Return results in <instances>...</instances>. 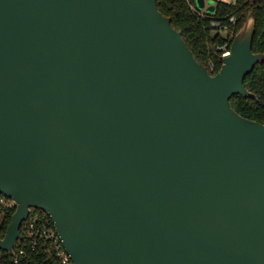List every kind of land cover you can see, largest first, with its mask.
I'll list each match as a JSON object with an SVG mask.
<instances>
[{
	"label": "water",
	"instance_id": "95a60500",
	"mask_svg": "<svg viewBox=\"0 0 264 264\" xmlns=\"http://www.w3.org/2000/svg\"><path fill=\"white\" fill-rule=\"evenodd\" d=\"M255 34L212 73L157 0H0V249L39 208L72 264H264Z\"/></svg>",
	"mask_w": 264,
	"mask_h": 264
},
{
	"label": "trees",
	"instance_id": "16d2710c",
	"mask_svg": "<svg viewBox=\"0 0 264 264\" xmlns=\"http://www.w3.org/2000/svg\"><path fill=\"white\" fill-rule=\"evenodd\" d=\"M157 2L163 14L170 16L173 25L182 31L196 58L212 73H217L222 66L223 52L220 47L225 44L231 45L234 35L249 15L256 19L253 51L264 52V0H236L234 2L217 0L215 11L210 14L198 9L196 0H157ZM231 16L236 17L235 23L229 21ZM214 20L220 21L222 26L228 25L226 35L221 33V28L213 25ZM232 30H234L233 36L230 33ZM245 85L256 94V97L236 94L231 98L232 105L243 116L264 123V61L257 64L254 70L247 75ZM15 210L16 206L0 201V211L3 212L0 238L5 235ZM34 211L38 209L35 208ZM27 222L23 223L21 234H24ZM20 245L21 240L15 248V255L0 249V264H60L51 249L50 242L40 241L35 248L27 247L23 255L19 253Z\"/></svg>",
	"mask_w": 264,
	"mask_h": 264
},
{
	"label": "built area",
	"instance_id": "2783aa9c",
	"mask_svg": "<svg viewBox=\"0 0 264 264\" xmlns=\"http://www.w3.org/2000/svg\"><path fill=\"white\" fill-rule=\"evenodd\" d=\"M229 21L235 23L236 17L231 16ZM212 23L215 27H219L221 30L228 31V25L222 26L218 20H214ZM230 33L231 36H233L234 30H232ZM220 49L223 52L222 55L227 54L229 52L230 46L225 44L221 46ZM0 201L11 206H16L15 201L3 193L0 195ZM37 209L38 211L34 212L32 210L29 218L26 220L28 222L25 226L24 234H21V237L18 240V242L21 240L19 253L23 255L26 253L27 247L35 248L40 241H47L50 242L51 249L58 258L60 264H72L73 261L71 256L63 244V241L55 227L52 216L47 211L39 208Z\"/></svg>",
	"mask_w": 264,
	"mask_h": 264
},
{
	"label": "rangeland",
	"instance_id": "374dc122",
	"mask_svg": "<svg viewBox=\"0 0 264 264\" xmlns=\"http://www.w3.org/2000/svg\"><path fill=\"white\" fill-rule=\"evenodd\" d=\"M202 0H196V7L206 13H213L215 11V3L217 0H204L205 1V6L201 7L200 6V3ZM224 1H228V2H234L236 0H224ZM227 30H222L221 33L223 35H226L227 34ZM221 48V47H220ZM3 219V212L0 211V223Z\"/></svg>",
	"mask_w": 264,
	"mask_h": 264
}]
</instances>
